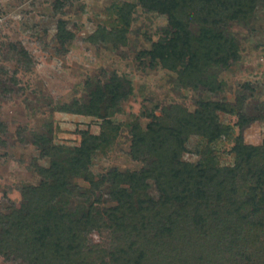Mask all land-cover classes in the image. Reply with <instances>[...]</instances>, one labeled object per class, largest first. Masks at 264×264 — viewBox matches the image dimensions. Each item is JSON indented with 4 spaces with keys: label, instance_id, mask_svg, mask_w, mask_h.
Instances as JSON below:
<instances>
[{
    "label": "rangeland",
    "instance_id": "374dc122",
    "mask_svg": "<svg viewBox=\"0 0 264 264\" xmlns=\"http://www.w3.org/2000/svg\"><path fill=\"white\" fill-rule=\"evenodd\" d=\"M123 2L134 5L125 41L116 34L124 25L118 13ZM168 22L167 15L147 10L140 0H0L1 213L28 216L29 195L43 183L53 182L42 171L51 162L44 154L42 136L55 145L72 147L80 145L83 131H102V117L66 109L75 101L88 105L91 91L108 83L114 74L128 79L132 92L109 110L112 124L119 129H109L112 142L94 157L91 170L96 180L112 169L148 167V162L132 153L134 125L146 130L151 114L163 116L172 107L195 113L202 101L216 100L232 109L217 111L219 122L228 129L215 140L185 130L183 162L196 165L210 158L218 166H230L235 162L233 148L238 136L249 144L263 143L264 3L249 23L227 25L226 31L238 42L239 57L229 67L209 68L206 75L220 84L217 90L201 84L196 87L183 81L178 72L161 64L153 66L149 58L140 57L165 36ZM63 26L74 35L64 44L58 36ZM98 33L109 35V40H94ZM239 112L250 119L248 124L241 126ZM84 175L69 176L71 193L50 195L52 204L77 216L94 206L103 209L116 204L109 194L110 181L94 189ZM150 184V194L158 198L156 180L151 179ZM89 229L82 237L85 251L92 250V264H123L122 252L135 246L109 223ZM244 231L243 237L238 236L240 232L229 230L232 234L227 235L215 229L213 241L218 238L222 246L215 249L207 241L208 235L189 230L176 246L157 248L152 243L141 264H264V232L257 235L250 227ZM192 234L195 240L199 238L194 245L187 243ZM172 250L176 252L171 260ZM242 253L250 255L252 262L243 260ZM29 254L25 246L6 255L0 252V264H35Z\"/></svg>",
    "mask_w": 264,
    "mask_h": 264
},
{
    "label": "trees",
    "instance_id": "16d2710c",
    "mask_svg": "<svg viewBox=\"0 0 264 264\" xmlns=\"http://www.w3.org/2000/svg\"><path fill=\"white\" fill-rule=\"evenodd\" d=\"M140 3L149 11L167 15L169 21L165 36L143 50L140 57L149 58L153 66L161 64L178 72L183 81L196 87L201 84L217 90L220 84L206 75L207 71L214 66L229 67L239 57L238 42L226 31L227 25L232 21L249 23L264 0H140ZM118 7L124 25L116 34L120 33V39L124 40L134 5L123 2ZM97 35L94 40L110 38L104 33ZM58 36L64 44L74 35L63 26ZM131 92V82L114 74L108 83L91 91L88 105L75 101L66 109L105 120L99 134L83 131L80 145L60 146L43 136L40 138L44 154L51 157L50 167L42 171L53 182L43 183L29 195L28 216L15 211L0 212V252L6 255L25 246L35 264H92L89 257L92 250L85 251L82 233L92 226L109 223L136 246L122 252L123 264H141L152 243L157 248L176 246V241L185 238L183 232L189 230L208 235L207 241H212L215 249L222 248L218 238L213 241L215 229L227 235L240 232L238 236L243 237L247 227L250 232L257 231V235L258 231L264 232V141L254 145L238 136L233 148L235 162L230 166H218L210 158L196 165L181 160L185 130L193 129L210 140L226 132L228 128L223 127L217 115L218 110H232L224 102L202 101L195 113L172 107L164 110L163 116L151 114L152 121L146 130L134 125L132 147L134 157L148 162V167L112 169L100 180L95 179L91 170L94 157L112 142L109 129H119L112 124L109 110L119 106ZM240 116L241 126L250 122L245 113ZM83 173L94 189H101L110 181L109 194L116 204L103 209L94 206L80 216L53 205L50 195L71 193L69 176ZM151 179L157 182L158 198L150 194ZM189 238L194 239L187 241L192 245L199 239L195 240L193 234ZM175 252L172 250L169 255L171 260ZM241 257L252 262L247 253Z\"/></svg>",
    "mask_w": 264,
    "mask_h": 264
}]
</instances>
